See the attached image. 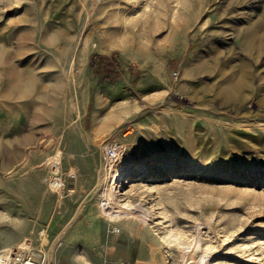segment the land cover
<instances>
[{
	"label": "rangeland",
	"instance_id": "1",
	"mask_svg": "<svg viewBox=\"0 0 264 264\" xmlns=\"http://www.w3.org/2000/svg\"><path fill=\"white\" fill-rule=\"evenodd\" d=\"M27 237L39 264H264V0H0V250Z\"/></svg>",
	"mask_w": 264,
	"mask_h": 264
},
{
	"label": "bare ground",
	"instance_id": "2",
	"mask_svg": "<svg viewBox=\"0 0 264 264\" xmlns=\"http://www.w3.org/2000/svg\"><path fill=\"white\" fill-rule=\"evenodd\" d=\"M245 81V80H244ZM116 145V144H115ZM108 146V145H107ZM121 147L120 146H113L111 151H113L114 155L110 157H108V159L110 160V163H113V167L119 162V160L122 158L121 156ZM53 156V155H52ZM54 157V156H53ZM52 161V158H49ZM59 159V158H58ZM57 160V158H56ZM52 164V163H51ZM55 164V163H54ZM58 164V163H57ZM51 167V166H50ZM55 167V166H54ZM129 168V167H128ZM112 169V168H111ZM113 174H112V180L110 179V181L106 184V188L104 186V191H103V195H105V199L108 200V208L109 209H115V211L111 210L112 212H120L123 210H127L128 214L132 213V211H130L129 209V204L126 203V201L124 202L123 199H120L115 193L116 189L118 188L117 186H119V180L122 179V176H124V179H126L127 176V172H126V168L125 169H113ZM133 173V172H132ZM54 174V173H53ZM142 176V175H141ZM53 180V179H52ZM123 180V179H122ZM119 181V182H118ZM123 182V181H122ZM124 183V182H123ZM121 184V182H120ZM136 184V183H135ZM139 184V183H138ZM126 186V185H124ZM133 185H131L132 187ZM121 187V186H120ZM130 187V186H129ZM103 188V187H102ZM121 189V188H120ZM119 190V189H118ZM134 190V189H133ZM101 191V190H100ZM126 191V190H125ZM118 192V191H117ZM131 192V191H130ZM99 193V192H98ZM136 193V192H135ZM134 193V194H135ZM119 194V193H118ZM121 194V193H120ZM140 194V193H139ZM100 195V194H99ZM102 196V195H100ZM124 196V195H123ZM137 196V195H136ZM139 196V195H138ZM122 197V196H121ZM101 198V197H100ZM128 198V197H127ZM145 198V197H144ZM125 199V198H124ZM131 199V198H130ZM132 200V199H131ZM135 200V199H133ZM139 200V199H138ZM100 202V201H99ZM105 202V201H104ZM130 202V201H129ZM133 203V202H132ZM100 205V204H99ZM133 205V204H132ZM135 205V204H134ZM137 205V204H136ZM134 207V206H132ZM137 207V206H136ZM103 208V207H102ZM107 208V209H108ZM135 208V207H134ZM139 208V207H138ZM141 208V207H140ZM143 209V208H142ZM141 209V210H142ZM106 212V211H104ZM125 212V211H124ZM138 212V211H136ZM121 213V212H120ZM135 213V212H133ZM140 213V212H139ZM126 214V213H125ZM107 215V214H106ZM109 218L112 221H120L121 218L115 215L114 213H110L108 214ZM132 215V214H129ZM152 215V214H151ZM150 215V216H151ZM125 216V215H124ZM139 216V214L137 215V217ZM123 217V216H122ZM141 217V216H139ZM107 218V217H106ZM126 218V217H125ZM124 218V219H125ZM129 219V217H127ZM131 218V217H130ZM135 218V217H134ZM133 220V219H132ZM140 220V219H139ZM111 223V222H110ZM139 223V221H138ZM141 224V223H140ZM140 227V226H139ZM138 233V232H137ZM136 234V233H135ZM164 239V237H162ZM32 247V241L27 237V238H22L21 240H19L16 245L15 248H9L8 250H0V264H39L37 259L35 257H33L32 255H29L28 257H24L25 253L27 251H29ZM33 251V250H32ZM29 254V253H28ZM32 254V253H31ZM35 256V255H34ZM90 264V263H89ZM170 264H175L174 262H171ZM204 264H209V262L204 261Z\"/></svg>",
	"mask_w": 264,
	"mask_h": 264
},
{
	"label": "trees",
	"instance_id": "3",
	"mask_svg": "<svg viewBox=\"0 0 264 264\" xmlns=\"http://www.w3.org/2000/svg\"><path fill=\"white\" fill-rule=\"evenodd\" d=\"M111 57L107 55L92 54L90 60V66L93 67L95 73L99 75L100 81H109L117 78L119 74H114L113 64L110 60Z\"/></svg>",
	"mask_w": 264,
	"mask_h": 264
}]
</instances>
